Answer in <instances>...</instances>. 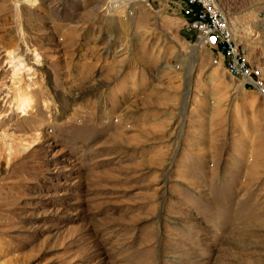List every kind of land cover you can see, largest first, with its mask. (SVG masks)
Returning a JSON list of instances; mask_svg holds the SVG:
<instances>
[{
    "label": "rangeland",
    "instance_id": "1",
    "mask_svg": "<svg viewBox=\"0 0 264 264\" xmlns=\"http://www.w3.org/2000/svg\"><path fill=\"white\" fill-rule=\"evenodd\" d=\"M217 2L264 79V0ZM28 3L0 0V264H264V95L185 1Z\"/></svg>",
    "mask_w": 264,
    "mask_h": 264
},
{
    "label": "built area",
    "instance_id": "2",
    "mask_svg": "<svg viewBox=\"0 0 264 264\" xmlns=\"http://www.w3.org/2000/svg\"><path fill=\"white\" fill-rule=\"evenodd\" d=\"M113 1L107 0L109 4ZM182 15L188 19V29L195 33L196 41L215 48L221 53L226 72L241 77L259 94L264 95V79L253 70L247 61L244 48L233 35L224 10L217 0H184ZM133 2V1H132ZM217 37L216 42L210 40Z\"/></svg>",
    "mask_w": 264,
    "mask_h": 264
},
{
    "label": "bare ground",
    "instance_id": "3",
    "mask_svg": "<svg viewBox=\"0 0 264 264\" xmlns=\"http://www.w3.org/2000/svg\"><path fill=\"white\" fill-rule=\"evenodd\" d=\"M20 1H23V2H29L28 4H30V0H20ZM200 46H201V42H200V44H199ZM12 60H13V58H12ZM11 59H6L5 61H10V62H13ZM20 60V59H19ZM20 64L21 65H18V66H16V67H19V66H23V64H24V61L21 59L20 61ZM18 63V62H17ZM26 69H28V68H26ZM18 72H20V71H18ZM25 102V101H24ZM23 102V103H24ZM26 103V102H25ZM24 106H25V104H24Z\"/></svg>",
    "mask_w": 264,
    "mask_h": 264
},
{
    "label": "water",
    "instance_id": "4",
    "mask_svg": "<svg viewBox=\"0 0 264 264\" xmlns=\"http://www.w3.org/2000/svg\"><path fill=\"white\" fill-rule=\"evenodd\" d=\"M210 40L212 42H216L217 41V37L215 35H211Z\"/></svg>",
    "mask_w": 264,
    "mask_h": 264
}]
</instances>
